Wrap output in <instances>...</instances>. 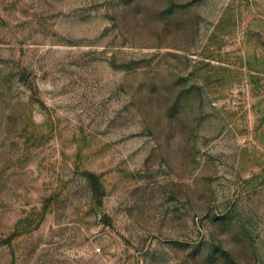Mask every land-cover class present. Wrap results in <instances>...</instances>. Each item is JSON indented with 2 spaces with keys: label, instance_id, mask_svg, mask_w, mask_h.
Returning <instances> with one entry per match:
<instances>
[{
  "label": "rangeland",
  "instance_id": "obj_1",
  "mask_svg": "<svg viewBox=\"0 0 264 264\" xmlns=\"http://www.w3.org/2000/svg\"><path fill=\"white\" fill-rule=\"evenodd\" d=\"M0 264H264V0H0Z\"/></svg>",
  "mask_w": 264,
  "mask_h": 264
}]
</instances>
